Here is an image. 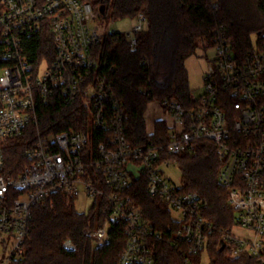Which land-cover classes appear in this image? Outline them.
Listing matches in <instances>:
<instances>
[{"label":"built area","instance_id":"built-area-1","mask_svg":"<svg viewBox=\"0 0 264 264\" xmlns=\"http://www.w3.org/2000/svg\"><path fill=\"white\" fill-rule=\"evenodd\" d=\"M99 8L93 0H0V264L23 257L35 208L52 206L58 194L102 207L104 222L84 229L95 248L109 244L112 226L120 222L126 242L118 264H155L153 241L164 230L136 202L138 185L170 209L178 227L167 225L169 244L184 264H201L196 258L206 253L216 227L204 216L200 195L183 191L166 169L180 168L178 156L195 152L202 140L217 147V179L229 188L227 204L236 213L235 224L222 229V244L231 257L264 264V47L254 42L238 54L224 26L216 28L197 105L153 98L166 114L159 118L166 131L135 142L112 78L115 68L95 53L109 34L93 24ZM135 18L133 29L122 32L131 51L146 25L144 14ZM138 92L151 98L148 88ZM56 96L80 102L88 125L42 128L39 106ZM28 131L27 163L18 174L8 173L4 147ZM65 244L75 247L71 240Z\"/></svg>","mask_w":264,"mask_h":264},{"label":"trees","instance_id":"trees-1","mask_svg":"<svg viewBox=\"0 0 264 264\" xmlns=\"http://www.w3.org/2000/svg\"><path fill=\"white\" fill-rule=\"evenodd\" d=\"M96 4L104 5V13L99 10L103 17L118 19L135 17L139 13L146 17L135 51L130 50L127 39L119 31L109 33L95 47L100 60L115 68L112 78L129 114L130 135L135 142L166 131L165 121L158 119L154 122L155 134L148 132L145 111L153 98L173 97L185 106L197 105L199 99L190 89L185 62L198 48L213 46L216 28L224 26L238 54L252 48L254 35L255 42L264 47V0H96ZM141 87L150 90L151 98L138 92ZM38 110L44 129L49 126L53 131L78 129L89 122V112L80 102L67 103L59 96L47 106H39ZM32 140L30 131L23 137L8 140L4 147L8 173L18 174L27 163L24 152ZM178 158L182 190L200 195L203 214L216 227L206 246L210 264H261L249 256L231 257L228 247L221 249L222 229L235 224L236 213L227 204L229 188L217 179L216 145L202 140L195 152L182 153ZM133 196L146 217L164 230V236L153 241L155 264H184L182 254L169 244L170 233L166 227L173 224L170 209L150 196L143 185L136 187ZM104 220L101 206L94 203L81 212L74 199L58 194L52 206L35 208L23 257L16 264H118L126 242L120 222H114L110 242L105 248H95L84 235L85 227H98ZM173 226L177 228L178 224ZM67 240L75 247L68 249ZM203 254L196 259L200 261Z\"/></svg>","mask_w":264,"mask_h":264},{"label":"rangeland","instance_id":"rangeland-1","mask_svg":"<svg viewBox=\"0 0 264 264\" xmlns=\"http://www.w3.org/2000/svg\"><path fill=\"white\" fill-rule=\"evenodd\" d=\"M96 3V0H93ZM137 20L135 17H123L118 19H112L111 17H100L93 22L94 25L100 28V32L103 34L111 33L113 31L119 32H128L133 29ZM253 41H256V36H252ZM214 49L212 47L209 48H198L196 52L187 58L185 65L188 70L189 77V86L195 97L201 95L204 91V81L203 78L205 74L211 68V61L214 57ZM1 71V68H0ZM166 114L162 106L154 101L148 104V107L145 111V118L148 120V124L150 125L159 118L165 117ZM166 173H168L172 182L176 185L181 184L182 171L181 169L176 167H171L166 169ZM91 205V199L78 197L75 200V206L77 210L84 212L89 209ZM201 264H210V257L207 253H204L202 256Z\"/></svg>","mask_w":264,"mask_h":264},{"label":"crops","instance_id":"crops-1","mask_svg":"<svg viewBox=\"0 0 264 264\" xmlns=\"http://www.w3.org/2000/svg\"><path fill=\"white\" fill-rule=\"evenodd\" d=\"M154 102H157V101H154ZM149 103H151V102H149ZM149 103H148V104H149ZM155 121H156V120H155ZM155 121H154V122H155ZM154 122L151 124V130H148L149 133H151V131L154 130V129H153V127H154ZM148 128L150 129V125L148 124V120H147V129H148Z\"/></svg>","mask_w":264,"mask_h":264},{"label":"water","instance_id":"water-1","mask_svg":"<svg viewBox=\"0 0 264 264\" xmlns=\"http://www.w3.org/2000/svg\"><path fill=\"white\" fill-rule=\"evenodd\" d=\"M100 12L101 13H104V11H105V7H104V5H102V6H100ZM224 248V243L222 244V246H221V249H223Z\"/></svg>","mask_w":264,"mask_h":264}]
</instances>
